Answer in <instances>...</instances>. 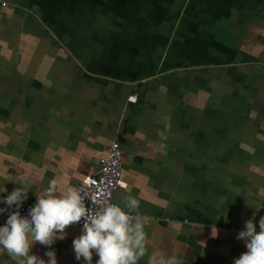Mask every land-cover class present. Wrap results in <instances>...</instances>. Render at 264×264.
Returning a JSON list of instances; mask_svg holds the SVG:
<instances>
[{"label": "crops", "instance_id": "crops-1", "mask_svg": "<svg viewBox=\"0 0 264 264\" xmlns=\"http://www.w3.org/2000/svg\"><path fill=\"white\" fill-rule=\"evenodd\" d=\"M115 141L138 264H233L237 228L264 217V0H0V195L77 187ZM80 230L57 264H82Z\"/></svg>", "mask_w": 264, "mask_h": 264}, {"label": "clouds", "instance_id": "clouds-1", "mask_svg": "<svg viewBox=\"0 0 264 264\" xmlns=\"http://www.w3.org/2000/svg\"><path fill=\"white\" fill-rule=\"evenodd\" d=\"M4 187L0 193L6 192ZM33 192L30 182L22 181L9 194L0 195V215L7 213L0 224V248L16 264H57L55 250L50 246L67 236V227L81 224L80 234L72 241L75 259L82 264H138L146 254V233L139 213L140 201L135 195H126L123 202L89 205L82 188L69 185L59 190L51 179L47 187L36 194L27 214L20 209ZM237 239L245 243L246 251L234 258L233 264H264V217L259 230L254 219H248L238 232ZM36 242L48 246L47 261L32 251ZM94 254L98 259L93 261ZM155 264H175L165 255H153Z\"/></svg>", "mask_w": 264, "mask_h": 264}, {"label": "built area", "instance_id": "built-area-1", "mask_svg": "<svg viewBox=\"0 0 264 264\" xmlns=\"http://www.w3.org/2000/svg\"><path fill=\"white\" fill-rule=\"evenodd\" d=\"M130 101L136 102L137 95L133 94L129 97ZM126 181L122 171V152L120 143L115 141L112 143L109 154L100 159L99 169L93 173L87 174L83 177L81 183L77 186L82 188L83 193L87 197V203L91 205L103 204L107 202H115L114 194L116 190L125 187ZM33 203L24 204L20 209L22 214H27L29 206ZM1 206H4L1 204ZM7 218V213L3 214ZM83 220L74 225L81 227ZM243 227L237 228L238 232ZM259 230V229H257Z\"/></svg>", "mask_w": 264, "mask_h": 264}]
</instances>
